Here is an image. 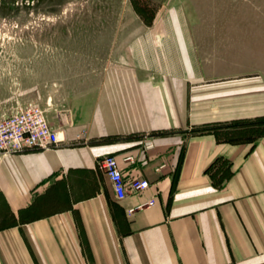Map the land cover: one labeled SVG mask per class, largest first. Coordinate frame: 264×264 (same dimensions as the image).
<instances>
[{"label":"crops","instance_id":"1","mask_svg":"<svg viewBox=\"0 0 264 264\" xmlns=\"http://www.w3.org/2000/svg\"><path fill=\"white\" fill-rule=\"evenodd\" d=\"M171 28L137 68L103 72L88 111L57 114L58 146L0 154V264H264V134L202 131L263 117L264 86L223 81V42Z\"/></svg>","mask_w":264,"mask_h":264},{"label":"rangeland","instance_id":"2","mask_svg":"<svg viewBox=\"0 0 264 264\" xmlns=\"http://www.w3.org/2000/svg\"><path fill=\"white\" fill-rule=\"evenodd\" d=\"M179 22L202 46L223 42V81L264 86V0H0V119L88 111L103 72L137 68Z\"/></svg>","mask_w":264,"mask_h":264},{"label":"built area","instance_id":"3","mask_svg":"<svg viewBox=\"0 0 264 264\" xmlns=\"http://www.w3.org/2000/svg\"><path fill=\"white\" fill-rule=\"evenodd\" d=\"M60 143L58 132L50 124L46 111L39 106L28 105L12 116L0 119V154L49 149ZM150 147L151 144L148 148ZM127 161L134 162V159L130 157ZM97 165L110 180L117 198L125 199L127 188L117 158L113 155L104 156L99 159ZM148 187L149 182L145 180H135L131 184L134 192H142Z\"/></svg>","mask_w":264,"mask_h":264},{"label":"trees","instance_id":"4","mask_svg":"<svg viewBox=\"0 0 264 264\" xmlns=\"http://www.w3.org/2000/svg\"><path fill=\"white\" fill-rule=\"evenodd\" d=\"M217 129L228 130L225 133V139L229 141L234 142L246 139L255 141L256 138L264 134V116L254 120H237L223 126H207L202 131H216ZM230 175L231 172L229 170L224 171L220 182H224Z\"/></svg>","mask_w":264,"mask_h":264}]
</instances>
